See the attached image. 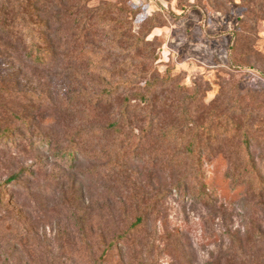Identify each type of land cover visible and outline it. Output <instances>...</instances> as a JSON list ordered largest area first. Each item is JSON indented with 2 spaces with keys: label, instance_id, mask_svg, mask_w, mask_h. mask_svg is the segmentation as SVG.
Segmentation results:
<instances>
[{
  "label": "rangeland",
  "instance_id": "374dc122",
  "mask_svg": "<svg viewBox=\"0 0 264 264\" xmlns=\"http://www.w3.org/2000/svg\"><path fill=\"white\" fill-rule=\"evenodd\" d=\"M263 13L75 1L53 13L50 69L0 42V264H264V21L242 31Z\"/></svg>",
  "mask_w": 264,
  "mask_h": 264
},
{
  "label": "trees",
  "instance_id": "16d2710c",
  "mask_svg": "<svg viewBox=\"0 0 264 264\" xmlns=\"http://www.w3.org/2000/svg\"><path fill=\"white\" fill-rule=\"evenodd\" d=\"M75 1L83 5L89 0H0V42L4 40H12L13 46L15 44L18 48H21L27 41L28 45L26 46L31 49L27 56L28 60H30L31 63L39 69H50L55 65L57 60L55 51L56 41L52 38V28L56 24L54 22L55 16L53 13L58 7H64L68 2L72 4L73 2L75 3ZM248 13L250 14V10H247V14ZM262 21H264V13L261 15H248L247 21H243L242 23V31H244V28L248 29V27L254 29L258 23ZM242 34L243 33L241 32L238 35ZM153 71H155L154 68H152V73ZM151 79L145 86H140L139 89L134 92V99H131L132 101L136 100L137 102H141L143 106L141 108L142 111L149 109L152 106L151 95L156 89L155 80L157 79H155V77L153 81ZM70 86L71 85L68 84V87ZM108 93H111L110 90ZM73 95L68 98L67 102H76L77 98ZM90 109L95 111L96 106H92ZM132 125L131 121L122 120L120 122L113 121L108 124L107 127L115 133L124 135L127 129H129ZM246 136L247 138H245V144L249 147L250 138L248 133H246ZM190 153V155H193L194 151H191ZM68 155L73 156L74 153L69 152ZM176 159L177 161L179 160L178 157ZM203 159L204 154L200 153L196 162L201 163ZM193 160L192 162L194 163ZM196 172L198 171L196 170ZM24 173L25 171H21L11 176L9 178V183H20ZM199 173L203 174L202 170H200ZM227 178L230 179L228 175ZM179 187L185 189L186 192L187 185L179 184L177 188ZM237 188H239V186H237ZM204 195L208 196V194ZM143 222L144 221L141 218L137 221V224H142Z\"/></svg>",
  "mask_w": 264,
  "mask_h": 264
}]
</instances>
